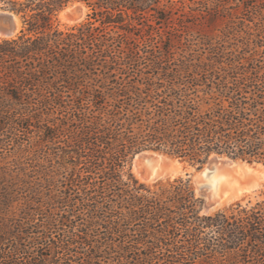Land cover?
Returning <instances> with one entry per match:
<instances>
[{
    "label": "trees",
    "instance_id": "1",
    "mask_svg": "<svg viewBox=\"0 0 264 264\" xmlns=\"http://www.w3.org/2000/svg\"><path fill=\"white\" fill-rule=\"evenodd\" d=\"M190 1L183 12L182 0H0L21 21L0 36V132L78 112L73 169L44 224L57 239L24 229L36 219L30 203L0 189V264H71L54 258L60 250L78 264H264V198L204 213L188 178L146 184L127 168L145 149L197 165L217 156L264 164V69L207 73L153 60L152 76L138 78L139 42L174 13L179 27L203 15L229 35L264 26V0ZM76 2L86 20L58 28L59 11ZM49 128L47 141L59 132Z\"/></svg>",
    "mask_w": 264,
    "mask_h": 264
},
{
    "label": "rangeland",
    "instance_id": "2",
    "mask_svg": "<svg viewBox=\"0 0 264 264\" xmlns=\"http://www.w3.org/2000/svg\"><path fill=\"white\" fill-rule=\"evenodd\" d=\"M182 1L185 3L183 12H186L188 4H193V2ZM208 2L213 3V0H208ZM69 6L70 8L76 6L81 8V13L75 20H68L69 18L67 19L63 13ZM88 12V7L85 4L72 3L59 11L55 23L58 28L65 29L86 20ZM177 13H181V11ZM206 16L208 17V13ZM172 17L171 23H164L160 27L157 25V29L153 30L151 40L146 39L139 42L141 47L144 46L139 52V55L143 56L141 58L143 74L138 73V78L143 77L141 81L152 76L154 67H152L151 61L153 60L160 61L162 66H183L189 70L196 69L207 73L216 71L226 73L227 71L251 70L253 68L264 69V26L262 27L261 24L251 22L249 29L246 28L244 31L229 35L225 31V22L222 21H218L212 26L207 23V20H204L203 15H197L193 23L184 21L185 26L179 27L176 23L178 14L174 13ZM18 20L20 21L19 18ZM255 21L259 20L255 19ZM18 26L17 32L21 28V21ZM142 33L144 37L147 35L145 31ZM129 36L136 37L133 34ZM146 44L147 46H145ZM158 71L160 74V69ZM101 76L99 75V77ZM153 80H156L154 76ZM141 86L144 87V84ZM77 113L65 115V112H55L48 117L42 115L39 119L14 120L0 132V189L6 187L13 192L16 199H19L18 201L23 199L22 201L30 203L29 207L32 210L29 212L32 211L36 219L30 218L24 229L33 230L32 235L44 233V235L51 236L53 240L57 239V232L47 230L44 228V224L47 214L56 211L57 197L61 194L60 191H63L64 182H67L69 173L73 169L71 158L67 154L72 153L73 148L67 145L70 134L78 123ZM52 125H58V136L47 141L51 137L52 131L49 130V127ZM143 155L152 158L140 163L139 158ZM227 158V156L211 157L206 163L197 165L161 151L145 149L142 153L136 152L131 156L127 168L136 179L146 184H153L158 180H172L175 177L188 178L196 196L203 200L202 212L204 213L222 208L235 201L247 203L263 199L264 164L242 162L241 159H235V163L229 165L226 163ZM210 161H217L218 164L213 166ZM154 164H156L157 172L155 176L147 178L146 169ZM206 166L210 168V175H215V180L222 177V181L219 183L225 184L237 180L236 187L243 188L240 194L232 197L229 201H223L220 205L205 210L204 204L207 197L202 194H206V190L209 189L199 182L202 177L201 170ZM102 230L99 228L97 232L102 235ZM52 241L46 240L45 242L52 245ZM27 247L31 251L37 249L33 243L28 244ZM42 253L45 254L48 251L44 250ZM73 253L67 254L60 250L59 255L57 254L54 258L60 260V257L64 256L71 264H78ZM107 263L108 261L105 259L97 260L94 264ZM111 263L118 264L116 261ZM45 264H55V262L49 259L45 260Z\"/></svg>",
    "mask_w": 264,
    "mask_h": 264
},
{
    "label": "water",
    "instance_id": "3",
    "mask_svg": "<svg viewBox=\"0 0 264 264\" xmlns=\"http://www.w3.org/2000/svg\"><path fill=\"white\" fill-rule=\"evenodd\" d=\"M81 13V8L76 6V7H73V8H70L68 10H66V17H68L69 19H72V20H75L76 18L79 17ZM14 16H16L13 12L9 11V10H6V9H1L0 8V34L3 35L4 37H10V36H13L16 34L15 30H16V23H15V20H14ZM18 26V24H17ZM142 151L138 152V154L142 153ZM149 158H152L151 156H141L139 158V162L140 163H144L145 160L149 159ZM228 161L226 162L227 164L229 165H232L235 163V159L233 158H230L228 157L227 158ZM243 161V160H241ZM246 162V161H245ZM210 163L215 166L218 164V162H211ZM236 167V166H235ZM205 168V167H204ZM203 168V169H204ZM206 168H209L208 166H206ZM202 169V170H203ZM156 170V164L152 165L151 167L147 168L146 169V177L147 178H151L153 176H155L154 172ZM201 170V172H202ZM154 174V175H153ZM202 186L205 185V181L204 179L201 177V181L199 182ZM206 194L203 193L202 195L203 196H206L207 197V201L206 203L204 204L205 206V210H208V209H211L213 208L214 206H216L220 201H222V199L225 197L226 193L225 191H221L220 193H215L213 192L212 190H206Z\"/></svg>",
    "mask_w": 264,
    "mask_h": 264
},
{
    "label": "bare ground",
    "instance_id": "4",
    "mask_svg": "<svg viewBox=\"0 0 264 264\" xmlns=\"http://www.w3.org/2000/svg\"><path fill=\"white\" fill-rule=\"evenodd\" d=\"M70 9V6L66 8V10ZM66 10L63 11L64 15L66 13ZM66 17V15H65ZM68 19V17H66ZM14 20H15V23H16V30L15 32H17L18 30V27L17 24L20 22L18 20V17L17 16H14ZM70 20V19H68ZM0 36L2 37L3 35L0 34ZM242 162H245V161H242ZM216 166V165H215ZM154 174H156V170L153 171ZM210 168H204L202 170V178L204 179L205 181V185L208 187V189L212 190L213 192L215 193H220L221 191H225L226 195L225 197L222 199V201H220L216 206L220 205V203H222L223 201H229V199H231L232 197L236 196V195H239L240 194V191L243 189L242 187H236L237 186V180L236 181H230L228 183H219L220 181H222V177L220 179L217 178V180H215V175H210ZM153 174V175H154ZM215 207V206H214Z\"/></svg>",
    "mask_w": 264,
    "mask_h": 264
}]
</instances>
